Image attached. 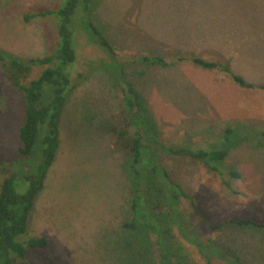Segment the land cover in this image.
<instances>
[{
    "label": "rangeland",
    "instance_id": "374dc122",
    "mask_svg": "<svg viewBox=\"0 0 264 264\" xmlns=\"http://www.w3.org/2000/svg\"><path fill=\"white\" fill-rule=\"evenodd\" d=\"M60 1L0 0V51L21 59L50 55L58 42V19L43 16L26 22L25 16L32 15L33 8H60ZM89 2L86 11L80 4L75 10V87L60 117L55 160L28 222L27 234L45 236L48 245L30 249L22 264L156 262V244L148 233L124 227L131 217L133 185L128 157L114 144V128L125 127L126 111L117 62L124 63L128 81L141 92L160 145L228 150L223 170L240 173L231 180L232 191L201 163L150 143L171 179L194 197L201 216L211 224L241 218L264 222V90L241 87L220 70L180 60H217L248 82L263 84L264 0ZM87 20L109 42L112 54L85 29ZM144 55L162 57L168 65L135 61ZM22 116L20 94L0 73V162L20 157ZM226 130H233L237 140L231 135L224 141ZM143 158L142 166L148 168L145 149ZM33 159L27 160L29 170ZM181 201L194 235L210 238L209 245H222L237 233L255 248L247 247L246 256L256 261L243 264H264L263 232L224 227L211 231L190 213L188 201ZM179 240L185 264H202L195 248Z\"/></svg>",
    "mask_w": 264,
    "mask_h": 264
},
{
    "label": "trees",
    "instance_id": "16d2710c",
    "mask_svg": "<svg viewBox=\"0 0 264 264\" xmlns=\"http://www.w3.org/2000/svg\"><path fill=\"white\" fill-rule=\"evenodd\" d=\"M62 7L38 10L25 16L28 22L33 17L55 16L58 19L57 46L50 55L21 59L5 55L0 51V73L6 84L20 94L22 101V123L18 129L20 157L10 162H0V264H22L27 260L30 249H44L48 245L45 236H29L28 222L37 195L44 187L50 166L53 164L60 144V117L67 103L72 84V71L76 58L73 47L75 10L82 5L87 10L91 0H61ZM60 1V4H61ZM35 10V11H34ZM85 29L112 54L109 42L96 30L90 21ZM206 69H217L231 76L232 81L246 88L264 90L263 84H253L232 72L226 63L201 57L180 58ZM144 65L166 66L168 63L159 56H140L135 60ZM117 82L125 105V127L114 128L116 142L126 154L133 191L131 217L125 228L144 229L156 244L155 264H185L186 251L179 238L189 242L203 260L202 264H243L256 261L246 256L247 247H252L233 233L222 241V245H209L210 238L200 239L187 228V212L182 207L181 198L189 203L193 216L201 219L211 231L222 227L239 229L237 232L260 231L264 233V222L251 218L230 220L226 223H209L199 212L194 197L171 179L169 172L160 164L158 153L150 143L169 151L173 156L188 157L201 163L209 172L217 174L232 191V179L240 178V173L223 170V162L228 155L226 148H172L157 142L155 125L146 108L141 92L128 81L124 63L117 62ZM35 71H37L36 75ZM233 142L237 135L226 130L223 140ZM235 136V137H234ZM148 141V144L146 142ZM144 149L150 166L143 164ZM149 151V152H148ZM34 158L32 170L27 160ZM228 175L229 180L224 177ZM20 178V180H19ZM21 189V191H18ZM159 208L160 212L155 209ZM232 232V230H228ZM220 246V247H219ZM255 249V248H254ZM257 250V249H256ZM255 252V251H253ZM177 256L179 262H172ZM252 259V260H250ZM145 264V263H141Z\"/></svg>",
    "mask_w": 264,
    "mask_h": 264
}]
</instances>
